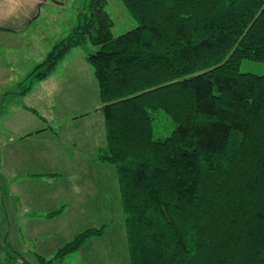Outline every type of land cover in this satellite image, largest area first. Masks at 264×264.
Listing matches in <instances>:
<instances>
[{
  "label": "trees",
  "instance_id": "16d2710c",
  "mask_svg": "<svg viewBox=\"0 0 264 264\" xmlns=\"http://www.w3.org/2000/svg\"><path fill=\"white\" fill-rule=\"evenodd\" d=\"M120 1L136 27L113 36L105 0H91L18 93L89 40L105 126L97 160L116 172L130 264H264V74L239 70L264 62V0ZM162 113L173 128L156 137Z\"/></svg>",
  "mask_w": 264,
  "mask_h": 264
},
{
  "label": "rangeland",
  "instance_id": "374dc122",
  "mask_svg": "<svg viewBox=\"0 0 264 264\" xmlns=\"http://www.w3.org/2000/svg\"><path fill=\"white\" fill-rule=\"evenodd\" d=\"M90 1L67 0L62 7L53 5V11L45 8L39 18L16 36L0 35V41L9 43L7 48L0 46V249L6 254H14L9 245L15 243V250L21 255H26L20 244L22 221L14 215L10 216L9 220L6 218L5 206L14 207V212H17L15 207L19 208L20 204L19 194L16 193L14 201L7 196L10 178L6 170V147L10 144V138L25 130L24 128L31 127L35 130L34 128L41 126H50L52 132L59 133V139L63 140L64 146L72 148L75 144L71 141L70 134L75 133L80 125H97L98 128L100 127L98 125H104L102 112L97 109L101 105L97 81L85 59L86 53L96 49L89 40L83 46L72 47L44 78H32L29 89L24 93H18L20 84L28 79L31 69L44 59L54 43L66 36L77 24L80 20L78 13L89 11ZM104 10L113 22L110 27L113 36H118L138 25V21L129 15L120 0H105ZM239 70L264 74V62L242 59ZM26 82H23V85H26ZM172 128L171 119L163 113L155 117L156 137L166 136ZM79 137L81 138V135ZM17 138L18 136L15 139ZM95 138L98 141L99 135ZM67 163H61L62 170L58 176H44L40 179L42 186H32L35 199L37 202L41 199L42 206L61 204L65 196L75 199L76 202L60 220L52 221L51 227L45 218L36 224L37 227L45 229L38 239L43 240L45 246L49 245L45 248L47 253L43 260L32 253L30 262L130 264L114 167L106 162H103L102 166L97 161L92 164L86 163L83 159L75 161L73 156ZM47 164L50 166L52 163ZM83 165L87 166L84 170ZM14 180L16 182L14 186L21 188L22 177L18 176ZM62 188L63 192L59 194ZM64 189L72 192L68 194ZM13 222L20 223L14 226ZM104 222L102 234L92 236L95 238L89 242L85 241L81 247L62 259L53 258L54 247L51 246L61 245L70 240L76 233L88 228L91 223L98 225ZM49 228L52 232L56 230L51 236L47 233ZM65 229H68V232Z\"/></svg>",
  "mask_w": 264,
  "mask_h": 264
},
{
  "label": "crops",
  "instance_id": "0c3cea01",
  "mask_svg": "<svg viewBox=\"0 0 264 264\" xmlns=\"http://www.w3.org/2000/svg\"><path fill=\"white\" fill-rule=\"evenodd\" d=\"M66 1L67 0H0V35L16 36V34L28 28L35 19L39 18L41 12L45 8L53 11V5H56V7L60 5V7H62ZM8 44L9 43H5L4 40L0 41V46L4 48H7ZM97 109L100 110V106ZM96 126L97 125H80L75 133L70 134L72 136L71 141L75 144L72 148L65 147L62 142L63 140L59 139V133L52 132V127L50 126H41L39 128H34L35 130L31 127L24 128L25 130H22L18 134H14L18 136L17 139H15L16 136L14 135L10 138V144L6 147V170L10 178L8 181L9 185L7 186V196L14 201L16 193L19 194L20 204L19 208L16 209L15 207L17 212H14V207L9 208L8 205L7 207L5 206L7 212L6 218L9 220V217L14 215L15 218L22 221L21 226L23 232L20 244L23 249L22 251H24L26 255L18 253L14 248L15 243L14 245L11 243L9 246L14 254H6L3 249H0V264H23V261L32 264L29 260L30 257H32V253L37 256L45 257L47 253L45 248L48 247L49 244L45 246V243L42 242L43 240L38 239L41 237V234L44 233L45 229L37 227L36 224L45 218L51 227V222L58 219L60 220L61 216L69 212L76 201L69 196H65V200L61 202V204L42 206L41 199H39L38 202L35 199L32 186H42L40 179L44 176H58L60 170H62L61 163H67L72 156L75 161L83 159L89 164L97 161L103 166L104 163L97 160V154L99 149L105 144V126L98 125L100 126L99 128ZM79 135H81V138ZM97 135H99L98 141L95 138ZM88 160L91 162H88ZM48 162L52 164L49 166V164H47ZM85 167L87 166L83 165L82 170H84ZM18 176H20V178L22 177L21 188H16L14 186L16 183L14 179ZM64 191L68 194L72 192L69 189H64ZM62 192L63 188L60 189L59 194ZM13 223L14 226H16L17 224L19 225L20 222ZM101 224L105 225V222L98 225L91 223L87 227L99 226ZM49 229H47V233L51 236L56 230L54 229L52 232L51 228ZM68 229H65V231ZM13 238H15V236ZM93 238L95 237L88 238L86 241L89 242V240ZM16 240L19 241L18 239ZM13 242L15 241L13 240ZM59 246V244L51 246L54 247V253ZM48 252L51 253L52 250H48ZM20 258L23 260H20Z\"/></svg>",
  "mask_w": 264,
  "mask_h": 264
}]
</instances>
